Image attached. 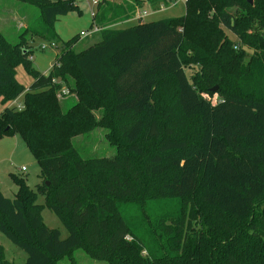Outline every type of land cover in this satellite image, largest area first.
<instances>
[{
  "label": "trees",
  "instance_id": "obj_1",
  "mask_svg": "<svg viewBox=\"0 0 264 264\" xmlns=\"http://www.w3.org/2000/svg\"><path fill=\"white\" fill-rule=\"evenodd\" d=\"M27 1L41 20L25 33L52 42L53 23L81 13L72 0ZM172 1L99 0V40L80 52L79 35L64 42L47 74L0 34V138L19 135L40 168L35 190L12 174L14 199L0 191V232L24 264L77 249L107 264H264V0H185L181 17L112 27ZM62 86L74 94L67 110ZM20 96L21 109L7 105ZM96 127L112 157L74 147ZM38 195L65 239L42 221ZM0 264H13L1 248Z\"/></svg>",
  "mask_w": 264,
  "mask_h": 264
},
{
  "label": "rangeland",
  "instance_id": "obj_2",
  "mask_svg": "<svg viewBox=\"0 0 264 264\" xmlns=\"http://www.w3.org/2000/svg\"><path fill=\"white\" fill-rule=\"evenodd\" d=\"M56 1V0H52ZM92 0H72L77 4L78 11H71L68 14L59 17L54 23L53 28L57 34L55 46H51L52 41L33 37L25 33V29L29 26L39 24L41 20L39 6L27 0H0V34L11 44L17 42L22 43V47L32 51L31 62L32 67L42 74H47L51 69L57 54L63 48L64 42L72 37L79 35L81 32H88L93 22L90 10H94L91 6ZM112 3L121 4L123 0H110ZM146 4V3H145ZM140 9V8H136ZM148 14L141 20L142 22H150L162 19H171L181 17L185 14V1L174 0L167 6L159 10H152L148 5H143ZM138 21L133 17L130 20L114 24L113 28L129 27ZM226 34L233 40L235 37L230 31L225 30ZM99 33H91L87 36H80L79 40L73 45L75 52H80L93 45L99 40ZM42 45L45 48H42ZM237 48V47H235ZM250 53V51L248 50ZM197 67H189L185 69L187 76L195 72ZM17 80L19 83L28 87L32 81L31 77L25 72L20 65L16 68ZM60 90L56 93V97L62 104L63 110H67L74 102L73 93L68 91L67 94H60ZM210 102L215 103L219 99V95L215 93L210 96ZM10 104V105H9ZM22 104V96L16 100V104ZM7 105L12 106L11 103ZM4 106L0 103V112ZM97 116L98 113L96 112ZM107 130L105 127H96L88 134L79 135L73 138L74 147L78 150L83 158H99L112 157L116 154V147L110 145L105 138ZM24 167V170L21 168ZM25 179L27 185L35 190L36 186L41 183L40 168L37 160L28 150L22 139L17 134L6 135L0 138V191L9 199H14L17 186L12 181L11 175ZM36 203L43 205L40 210V217L44 224L50 229H57L60 238L65 239L68 231L61 219L44 204V198L38 195ZM158 210L157 207H154ZM130 240V237H126ZM0 248L5 259L13 264H24L27 254L20 247L16 246L5 234L0 232ZM57 264H107L90 258L82 249L75 250L71 257H63Z\"/></svg>",
  "mask_w": 264,
  "mask_h": 264
},
{
  "label": "built area",
  "instance_id": "obj_3",
  "mask_svg": "<svg viewBox=\"0 0 264 264\" xmlns=\"http://www.w3.org/2000/svg\"><path fill=\"white\" fill-rule=\"evenodd\" d=\"M184 1H185V0H184ZM98 2H99V0H92V1H91V6H92V8H95V11L92 10V9L90 10V14H91L92 19H94V17H95V14H96V6H97ZM147 14H148V12H147L145 9H143V8L138 9V10L135 12V14H134L133 19L136 20V21L142 22L141 20H142ZM100 30H101V27L97 26L96 24H92V26H91V28H90V30H89L88 32H81L79 35H80V36H87V35H89V34H91V33L99 32ZM51 46H55V43L51 42ZM42 48H45V46L42 45ZM59 93H60V94H67V93H68V90H67V88H66L65 86H62V87L60 88V92H59ZM15 104H16V101H13V102L11 103L12 106H14ZM15 106H16L18 109H21V108H22V104H21V105L18 104V105H15ZM24 169H25L24 167L21 168V170H24Z\"/></svg>",
  "mask_w": 264,
  "mask_h": 264
},
{
  "label": "water",
  "instance_id": "obj_4",
  "mask_svg": "<svg viewBox=\"0 0 264 264\" xmlns=\"http://www.w3.org/2000/svg\"><path fill=\"white\" fill-rule=\"evenodd\" d=\"M249 2H251V0H249ZM216 89H217V86H214L213 88H211V91H212V92H215ZM47 184H48V183H47Z\"/></svg>",
  "mask_w": 264,
  "mask_h": 264
},
{
  "label": "crops",
  "instance_id": "obj_5",
  "mask_svg": "<svg viewBox=\"0 0 264 264\" xmlns=\"http://www.w3.org/2000/svg\"><path fill=\"white\" fill-rule=\"evenodd\" d=\"M46 74V73H45ZM17 77V76H16ZM19 80V79H18Z\"/></svg>",
  "mask_w": 264,
  "mask_h": 264
}]
</instances>
